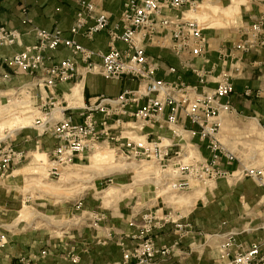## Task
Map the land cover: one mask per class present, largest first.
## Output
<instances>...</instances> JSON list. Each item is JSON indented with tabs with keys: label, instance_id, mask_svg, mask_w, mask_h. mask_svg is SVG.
<instances>
[{
	"label": "built area",
	"instance_id": "1",
	"mask_svg": "<svg viewBox=\"0 0 264 264\" xmlns=\"http://www.w3.org/2000/svg\"><path fill=\"white\" fill-rule=\"evenodd\" d=\"M22 1V11L27 14L26 0ZM102 1L77 0L79 9L70 38L65 37L59 27L46 30L26 17L24 23L31 25L36 43L26 46L6 62V67L36 77L39 87L49 90L76 79L81 65L85 74L115 81L126 78L136 83V88L124 90L117 96H100L94 101H84L81 106L67 103L65 108L55 97H48L52 108L61 105L62 117L55 118L50 109L32 125L39 133L50 134L59 143L47 155L48 178L59 181L68 165L87 159L97 145L113 143L120 146L119 150L130 148L128 153L132 157L153 162L163 171L175 168L177 178L169 180V187L176 193L189 192L195 184L211 190L222 179L238 182L251 178L264 185V168L242 165L221 140L222 115L233 111L230 100L234 92L233 76L222 70L209 80L213 76L206 69L209 41L205 32L209 27L189 17L198 11L203 0H124L115 23L103 10ZM102 32H107L109 38L107 52L91 50L76 39L83 36L93 40ZM119 42L125 48L120 49ZM16 45L22 46V34L16 29L0 27V48ZM60 48L67 50L70 56L55 61L47 55ZM150 48L177 58L184 70L197 77V84L186 83L177 75V67L151 54ZM233 49L241 53L264 49V19L244 29ZM198 59L203 62L200 66L195 63ZM172 75L177 76L176 79H168ZM11 78V74L4 73L1 79L9 81ZM209 83L215 86L210 87ZM67 111L71 113L65 115ZM73 112L80 117V122L75 121ZM188 121L198 129L188 130L185 125ZM125 126L139 128L145 141L132 142L122 133ZM194 138L205 144L209 156L200 155L199 148L195 147L198 156L183 157ZM26 159L27 154L17 152L10 141L0 142L1 174ZM234 165L236 169L230 170ZM159 221L175 225L178 240L173 244H157L152 234ZM130 225L139 233L121 234L118 245L122 260L116 264H167L175 258L183 260L191 255L192 248L184 250L181 245L185 238L193 235L192 228L173 220L170 215L159 219L149 212L142 215L140 224L135 220ZM242 233L230 231L222 236L217 246L221 260L225 261L221 264H264V238L246 243L239 241ZM215 237L217 235H209L207 241ZM8 239L6 233H0V249L6 246ZM49 255L50 249H45L28 264H41ZM62 260L69 264H93L82 261L75 244L69 245Z\"/></svg>",
	"mask_w": 264,
	"mask_h": 264
},
{
	"label": "crops",
	"instance_id": "2",
	"mask_svg": "<svg viewBox=\"0 0 264 264\" xmlns=\"http://www.w3.org/2000/svg\"><path fill=\"white\" fill-rule=\"evenodd\" d=\"M212 1L222 7L214 6L209 0L200 6L203 10L214 12L221 10L229 17L236 14L239 17L237 26L213 28L212 24L205 32L209 41L207 54L209 63L206 65V69L213 74L209 80L212 81L222 70L233 76L234 92L230 98L233 111L222 115L221 139L226 148L235 153L242 165L258 167L247 165L250 157H246L248 148L243 143L252 137L250 133L253 130L264 134V49L257 52L241 53L234 50L233 45L241 39L244 29L259 19H264V0ZM123 3L124 0H103L101 2L103 10L111 15L112 23L118 20ZM26 4L28 6L27 14L22 11V0H0V27L16 29L22 34V46L0 48V75L6 72L13 75L9 81L0 79L1 99H7L11 96V92L16 91L17 88H24L25 92L31 90L35 94L34 106H37L41 114H45L50 108L53 115L59 113L62 117L59 108L61 105L66 108V104L71 101L82 105L84 101H94L100 96L114 97L124 90L136 88V83L126 78L112 81L101 76L85 74L84 67L81 65L76 79L59 84L54 90H49L40 88L36 77L6 67V62L15 53L36 43L31 25L24 23L26 17L40 28L52 30L59 27L65 37H72L70 29L79 9L77 0H26ZM76 39L91 50L102 52L109 50L107 32L99 33L93 40H88L83 36H77ZM118 47L125 48L121 42L118 43ZM149 52L162 57L167 65L177 67V75L186 83L197 84V77L190 71L184 70L179 60L170 53L156 48H150ZM47 55L52 56L55 61H59L69 57L70 53L60 48L56 52H47ZM95 60L100 62L99 58H95ZM195 63L200 66L203 62L202 59H198ZM176 77L172 75L168 79L174 80ZM107 83H111L110 86L114 85L112 91L108 89ZM209 86L214 87L215 84L209 83ZM80 90L81 96H79ZM50 96L55 97L61 105L56 104V107L52 108L48 100ZM70 113L67 111L65 115ZM73 113H75V121L80 122L81 119L77 113ZM185 125L188 130L198 129L189 121ZM194 139H197L198 143L192 145L199 148L200 155L209 156L205 144L198 138ZM10 142L17 152H25L27 159L16 162L8 172L0 173V186L3 189L17 184L16 182L22 174L17 171L31 155L37 164L43 166L40 163V158L48 157L59 144L52 135H42L32 126L17 130ZM37 142H39L38 145ZM229 169L235 170L236 165ZM6 192L9 193L10 190ZM147 193L138 188L133 196L127 199L128 201L119 200L114 209L106 210L104 208L105 210H103L98 207L99 210L87 211L92 218L88 219V224L77 228V232H73L74 234L67 232L63 237L50 236L45 241L41 239V233L35 231L7 234L9 242L7 246L0 249V264H28L35 255L45 249H50V255L42 260L41 264H69L62 260V256L71 244L76 245L77 253L81 256L82 261H90L93 264H116L122 260V251L118 245L121 234L139 233L137 228L130 225V222L136 220L137 224H140L145 211L155 212L157 218L162 219L167 215L165 211L168 208L173 210L169 211L168 215L173 218V213H175V220L181 224L189 225L193 235L185 238L181 245L184 250L192 248L191 255L183 260L174 259L167 264H221L225 262L221 260L217 246L222 236L230 231L243 232L238 238L239 241L246 243L264 238V185H259L251 178H245L238 182L219 180L211 190L204 189L201 194L194 192L188 195L185 198V203L180 205L177 210L172 206H165L163 199L159 198L161 196H155L154 191H150L151 194L143 199L142 196ZM125 195L127 194H122V198ZM166 202L170 205L178 204L172 202L170 198L166 199ZM84 204L85 201L82 199L80 206ZM18 221L25 222L19 219ZM159 227L161 228L156 229L155 232L167 234L172 229L178 236L177 230L173 229L175 227L173 223L159 222ZM209 235H217V237L207 241ZM128 242L131 243L130 240ZM156 242L161 245L158 240Z\"/></svg>",
	"mask_w": 264,
	"mask_h": 264
},
{
	"label": "rangeland",
	"instance_id": "3",
	"mask_svg": "<svg viewBox=\"0 0 264 264\" xmlns=\"http://www.w3.org/2000/svg\"><path fill=\"white\" fill-rule=\"evenodd\" d=\"M205 1L202 3L204 4ZM209 1L214 6L222 7L212 0ZM189 17L198 19L209 28L212 24L213 28L237 26L239 18L237 14L229 17L221 10L218 12L203 10L201 6L196 13H191ZM11 76L13 75L11 74ZM110 84L107 83L108 89L112 91L114 85L110 86ZM75 92L77 93V90ZM79 94V96L82 95L81 90ZM34 103L35 94L31 90L25 92L24 88H17L16 91L11 92V96L7 99L0 98V142L10 141L17 130L31 127L36 118L44 117L45 114H41ZM46 112H50V108ZM53 116L57 119L61 118L59 113H54ZM122 132L124 136L134 142L145 141V137L140 134V129L135 126L133 128L125 126ZM250 134L252 137L243 143L248 148L246 157H250L247 165L263 167L264 134L257 130H253ZM222 142L224 144V141ZM193 143H198V140L194 139ZM192 144H189L183 157L199 155ZM98 146L100 148H97ZM118 148L120 146L113 143L97 145L96 150L89 154L87 159L76 160L67 166L59 181L48 178V163L45 166H40L30 154L28 161L22 164L17 171L22 173L17 184L4 189L0 186V233L12 235L23 231H35L41 233V239L45 241L50 236L63 237L67 232L74 234L73 232H77V228L88 224V219L92 218L87 211L99 210L98 207L103 210L114 209L119 200L131 198L138 188H141L144 193L148 192L142 196L143 199L151 194L150 191H154L155 196H161L159 198L163 199L165 206H172L175 210L185 203V198L188 195L204 191V187L195 184L189 192H173L169 187V183H171L169 180L177 178L175 168L170 167L163 171L153 162L132 157L128 153L130 148L121 147L120 150ZM7 190L10 192H6ZM107 192L112 194L106 195ZM122 194L127 195L122 198ZM169 198L178 204H168L166 199ZM82 199L85 204L80 206ZM169 211L173 210L168 208L165 213L168 215ZM149 212L151 211H145L143 214ZM153 214L155 215V212ZM175 218L176 215L173 213L172 219L175 220ZM18 219L25 222H19ZM159 222L163 223V221ZM159 228L161 227L155 228L152 235L155 239L157 236L156 240L161 245L171 244L178 240L174 230L170 229L167 234L155 232Z\"/></svg>",
	"mask_w": 264,
	"mask_h": 264
},
{
	"label": "bare ground",
	"instance_id": "4",
	"mask_svg": "<svg viewBox=\"0 0 264 264\" xmlns=\"http://www.w3.org/2000/svg\"><path fill=\"white\" fill-rule=\"evenodd\" d=\"M72 103V104H71ZM69 104H70V106H81L80 104H77V103H75V102H73V101H71V102H69ZM123 133V132H122ZM11 134V133H10ZM9 134V135H10ZM131 140V139H130ZM132 141V140H131ZM132 142H134V141H132ZM97 148H100V146H98ZM189 157H191L190 155H188ZM187 156V157H188ZM186 160H187V158H186ZM40 163H41V165H43V166H45L47 163H48V157H42V158H40ZM68 166H70V165H68ZM62 177H63V175H62ZM62 177H61V179H62ZM60 179V180H61ZM169 188V187H168ZM114 190V189H113ZM111 192H113V191H111ZM111 192H107L106 193V195H111L112 193ZM199 194H201V192L199 193Z\"/></svg>",
	"mask_w": 264,
	"mask_h": 264
}]
</instances>
